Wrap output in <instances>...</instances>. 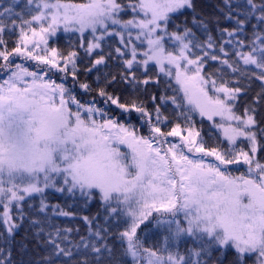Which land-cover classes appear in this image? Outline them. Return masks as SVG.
<instances>
[{
	"label": "snow or ice",
	"instance_id": "6c2138e0",
	"mask_svg": "<svg viewBox=\"0 0 264 264\" xmlns=\"http://www.w3.org/2000/svg\"><path fill=\"white\" fill-rule=\"evenodd\" d=\"M0 264H264V0H0Z\"/></svg>",
	"mask_w": 264,
	"mask_h": 264
}]
</instances>
